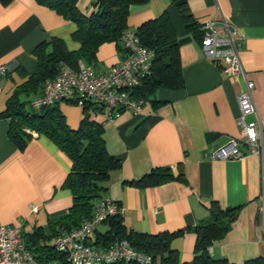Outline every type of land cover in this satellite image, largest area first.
I'll list each match as a JSON object with an SVG mask.
<instances>
[{
  "label": "crops",
  "instance_id": "0c3cea01",
  "mask_svg": "<svg viewBox=\"0 0 264 264\" xmlns=\"http://www.w3.org/2000/svg\"><path fill=\"white\" fill-rule=\"evenodd\" d=\"M76 4L83 14L92 10L91 0H76ZM187 5L199 24L223 17L240 31V60L246 78L254 84V102L264 129V0H187ZM163 12L176 38L186 39L179 48L183 88L158 89L143 102L139 115L106 108L94 115L103 126L108 154L119 163L106 184V196L119 206L127 231L148 236L178 233L171 247L183 263L194 257L197 237L193 229L209 220V205L237 209L228 233L209 248L210 256L232 264L264 261L260 159L249 154L239 160L208 159L214 149L240 137L237 96L245 89L244 79L226 74L222 64L203 56L199 41L187 32L171 0L131 6L128 29L137 30ZM75 31L74 23L38 0H0V66L14 64L12 72L0 78V226H21L28 239L40 230L49 245L55 238L50 224L65 216L72 204L70 191L63 187L71 161L50 140L36 134L18 150L8 138L10 124L2 113L25 76L35 73L33 51L52 39L76 51L80 46L71 38ZM124 57L123 49L104 44L96 64L80 61L79 65L105 72ZM41 92L20 99L31 105ZM58 108L67 125L77 129L82 108L65 102ZM239 149L247 151L243 145ZM164 168L177 179L151 186L137 184ZM108 231V223L100 224L90 244L102 242Z\"/></svg>",
  "mask_w": 264,
  "mask_h": 264
},
{
  "label": "trees",
  "instance_id": "16d2710c",
  "mask_svg": "<svg viewBox=\"0 0 264 264\" xmlns=\"http://www.w3.org/2000/svg\"><path fill=\"white\" fill-rule=\"evenodd\" d=\"M38 1L76 25V31L71 38L80 47L76 51H69L59 39H52L38 46L33 51L37 64L35 73L25 76V81L16 87L6 102L2 116L9 120L8 138L18 150H23L32 139V134H36L50 140L71 161V170L63 187L70 191L72 204L65 216L50 224L56 237L78 228L83 221L90 219L98 201L108 197L106 184L111 172L118 168L119 163L108 154L103 126L94 117L102 114L105 107L100 110L96 104L83 100L82 121L77 129H72L67 125L58 105L34 108L21 101L20 96L41 91L46 80L57 76L61 64L72 69H77L80 61H85L89 65L96 64L97 52L104 44L113 43L118 51H121L123 48L120 38L128 29L130 7L145 5L150 0H91L92 10L89 14H83L78 10L76 0ZM171 3L178 10L187 32L194 34L200 44L202 24L193 19L187 0H171ZM136 33L141 45L153 51V60L150 75L130 92V96L144 102L154 97L160 88L181 90L183 78L179 48L186 39L176 38L168 14L163 12L155 19L143 23ZM65 103L76 104V101ZM90 111L92 113H89ZM176 179L169 168H164L150 173L137 184L151 186ZM208 210L209 220L193 229L197 240L194 257L190 263L181 262L178 253L171 247L172 239L178 233L148 236L127 231L121 215L113 216L104 222L108 223L109 231L103 235L102 242L97 240L93 246L105 248L115 240H126L132 248L148 254L151 257L150 264H232L223 258H212L209 248L228 233L238 211L230 208L221 209L214 203L209 205ZM25 243L27 250L38 262L70 264L64 254L58 253L51 244L49 245L40 230H36L30 239L26 234ZM103 264L136 263L120 261ZM245 264H264V261L256 259Z\"/></svg>",
  "mask_w": 264,
  "mask_h": 264
},
{
  "label": "built area",
  "instance_id": "2783aa9c",
  "mask_svg": "<svg viewBox=\"0 0 264 264\" xmlns=\"http://www.w3.org/2000/svg\"><path fill=\"white\" fill-rule=\"evenodd\" d=\"M200 49L203 56L214 64H222L228 75L241 76L245 89L237 96L239 116L236 124L239 138L214 149L208 159L227 161L243 159L248 154L260 159V212L264 213V129L253 97V82L249 81L241 64L239 50L243 44L240 31L229 25L222 17L208 20L201 26ZM125 57L105 72H95L79 65L72 69L65 64L54 79L46 80L41 94L31 101L34 108L50 107L67 101H76L79 107L88 100L107 111L122 110L139 115L142 100L134 99L130 92L150 75L153 51L141 45L136 30L127 29L120 38ZM14 69V64L0 66V78L6 77ZM110 117V116H109ZM253 117V119H249ZM243 145L246 152L241 151ZM121 215L119 206L109 197L102 198L95 205L92 217L69 232L61 233L53 239L52 246L65 255L70 264H103L127 262L150 264L151 257L130 246L126 240H115L108 247L90 244L97 227L109 218ZM264 235V225L261 228ZM25 232L21 226H0V264H56L38 262L27 250ZM264 241V240H262Z\"/></svg>",
  "mask_w": 264,
  "mask_h": 264
},
{
  "label": "water",
  "instance_id": "95a60500",
  "mask_svg": "<svg viewBox=\"0 0 264 264\" xmlns=\"http://www.w3.org/2000/svg\"><path fill=\"white\" fill-rule=\"evenodd\" d=\"M100 110H102V107H100Z\"/></svg>",
  "mask_w": 264,
  "mask_h": 264
}]
</instances>
